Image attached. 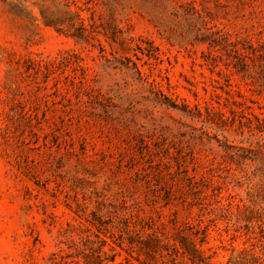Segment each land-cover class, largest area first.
<instances>
[{
    "label": "rangeland",
    "instance_id": "obj_1",
    "mask_svg": "<svg viewBox=\"0 0 264 264\" xmlns=\"http://www.w3.org/2000/svg\"><path fill=\"white\" fill-rule=\"evenodd\" d=\"M0 264H264V0H0Z\"/></svg>",
    "mask_w": 264,
    "mask_h": 264
}]
</instances>
